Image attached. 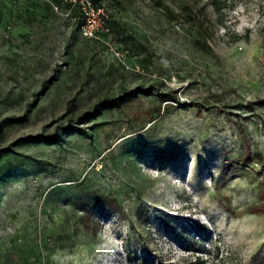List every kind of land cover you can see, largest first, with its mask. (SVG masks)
<instances>
[{"label": "rangeland", "instance_id": "374dc122", "mask_svg": "<svg viewBox=\"0 0 264 264\" xmlns=\"http://www.w3.org/2000/svg\"><path fill=\"white\" fill-rule=\"evenodd\" d=\"M96 2L0 0V264H264V0Z\"/></svg>", "mask_w": 264, "mask_h": 264}, {"label": "trees", "instance_id": "16d2710c", "mask_svg": "<svg viewBox=\"0 0 264 264\" xmlns=\"http://www.w3.org/2000/svg\"><path fill=\"white\" fill-rule=\"evenodd\" d=\"M92 1H93L94 6H97L96 0H92ZM106 24L109 25L112 29H114L115 32H117V34L121 33L120 27L114 21H110V22L106 21ZM161 99H162V101H170V100L174 99V95L172 93H165V94L161 95ZM119 101H120V99H118V98L105 99L101 102V107L103 109H109V108H112L114 106H117L119 104ZM22 120H23L22 117H9V118H7L3 123L0 124V135H2L4 126L19 123ZM48 140L54 141L55 139L49 138ZM249 210L251 211V213L264 214V203L260 204V205H255V206L253 205V206L249 207Z\"/></svg>", "mask_w": 264, "mask_h": 264}, {"label": "built area", "instance_id": "2783aa9c", "mask_svg": "<svg viewBox=\"0 0 264 264\" xmlns=\"http://www.w3.org/2000/svg\"><path fill=\"white\" fill-rule=\"evenodd\" d=\"M74 3H77L81 6L82 14L84 17V22L81 27V32L84 36H91L94 24V16L102 10L101 7L94 6L92 0H72ZM124 64V61L122 60Z\"/></svg>", "mask_w": 264, "mask_h": 264}]
</instances>
